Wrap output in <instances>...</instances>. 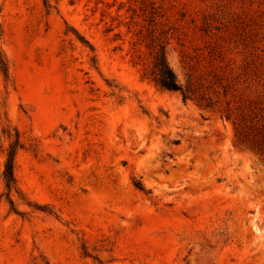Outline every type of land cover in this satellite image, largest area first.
I'll return each instance as SVG.
<instances>
[{"label":"rangeland","instance_id":"rangeland-1","mask_svg":"<svg viewBox=\"0 0 264 264\" xmlns=\"http://www.w3.org/2000/svg\"><path fill=\"white\" fill-rule=\"evenodd\" d=\"M150 16L211 108L143 76ZM0 51V264H264V0H0Z\"/></svg>","mask_w":264,"mask_h":264},{"label":"trees","instance_id":"trees-1","mask_svg":"<svg viewBox=\"0 0 264 264\" xmlns=\"http://www.w3.org/2000/svg\"><path fill=\"white\" fill-rule=\"evenodd\" d=\"M48 6V5H47ZM150 22V27L146 33L140 34L137 40L143 42V46L147 49L149 55V62L144 68L143 76L153 82L157 87L177 92L182 100L190 99L193 100L198 106L203 108H211L214 104L202 91L201 85L196 83L192 77L187 76L184 82H179L174 71L168 65L166 60V38L165 31L159 30L155 33L157 29V22L153 16L148 19ZM0 73L3 78H7V63L4 55L0 51ZM224 118L229 119L230 113H224ZM236 118V117H235ZM234 133L237 139L243 143H247L252 147L264 149V131L260 129H255L251 135L247 134V125H250L242 116H238L236 119L231 121ZM6 138L7 143L2 150H4V159L2 162V168L0 172V177L5 190V199L9 204L10 208H13L12 200L9 197L10 191L17 192L16 182L14 178V158L16 151L21 148V141L19 139V134L15 128L12 129H0V147L2 138ZM133 186L144 193H149L147 189L144 188L139 180L132 181ZM99 262V261H98Z\"/></svg>","mask_w":264,"mask_h":264}]
</instances>
